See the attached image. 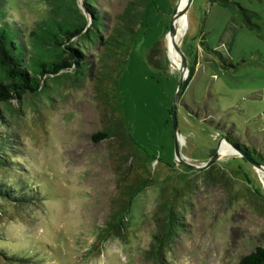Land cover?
<instances>
[{"label":"rangeland","instance_id":"374dc122","mask_svg":"<svg viewBox=\"0 0 264 264\" xmlns=\"http://www.w3.org/2000/svg\"><path fill=\"white\" fill-rule=\"evenodd\" d=\"M130 1L98 0L107 30ZM177 1L155 0L149 7L118 78L122 116L147 154L154 180L132 202L126 239L102 237L117 187L110 144L92 138L102 130L92 80L80 86L65 81L48 97L12 100L10 109L3 108L0 193L7 195L0 196V264H148L143 253L155 232L152 214L164 186L180 190L173 202L183 216L167 264H236L264 244V200L258 196L264 195V171L228 143L201 169L175 159L169 110L180 74L165 44ZM219 1L192 0L175 37L188 70L197 53L196 73L176 101L182 158L197 166L206 164L222 136L264 150V0ZM3 9L23 31L48 13L45 0H5ZM154 45L158 67L149 61ZM89 51L94 62L97 51ZM171 51L181 64L172 44ZM182 111L189 117L182 119ZM21 197L27 201L19 202Z\"/></svg>","mask_w":264,"mask_h":264},{"label":"trees","instance_id":"16d2710c","mask_svg":"<svg viewBox=\"0 0 264 264\" xmlns=\"http://www.w3.org/2000/svg\"><path fill=\"white\" fill-rule=\"evenodd\" d=\"M154 1L128 2L116 23L107 30L105 17L95 7L98 0H84L83 9L79 7L78 0H45L47 16L35 22L28 31H23L6 19L3 9L5 0H0V118L3 108H11L12 100L21 103L48 97L49 91L62 82L80 86L86 78L92 80V91L102 123V130L92 138L95 142L104 140L110 144L109 157L117 187L102 229L103 238L126 239V219L132 202L154 183L146 164L148 156L126 126L117 93L118 78L128 61L132 43ZM219 3L230 5L224 0ZM232 5L236 6L234 2ZM91 47L97 51L94 62L89 58ZM158 56V45H154L149 61L155 67L161 65L157 61ZM196 56L182 83L180 95L195 72ZM220 59L225 62L222 56ZM171 112L172 107L170 115ZM229 141L255 162L264 164V150L251 149L237 140ZM3 150L0 146V164L6 160ZM6 195L0 193L2 197ZM176 196L177 199L181 196L180 190L169 186L161 188V196L152 214L155 232L143 253L148 264H167L168 249L183 227V216L173 202ZM258 196L264 200L262 193ZM18 201L27 200L21 197ZM236 264H264V244L242 256Z\"/></svg>","mask_w":264,"mask_h":264},{"label":"water","instance_id":"95a60500","mask_svg":"<svg viewBox=\"0 0 264 264\" xmlns=\"http://www.w3.org/2000/svg\"><path fill=\"white\" fill-rule=\"evenodd\" d=\"M191 2H192V0H187L182 9H179L178 1L175 3V6H174V8L171 12V16H170L169 30H168L167 35H166V37H168L170 39L171 44L174 45L175 50L177 51V53L179 54V56L181 58V64H180L179 69H178L179 74H180V79H179V82H178V85H177V88H176V91L174 94L172 112H171L175 159L177 162L189 167L190 169H201L203 167H207L213 161L217 160L221 156L220 146L222 144V141H224L230 145V147L234 151V154H237L240 157H242L243 159H245L256 170L263 172L264 171V164L255 162L251 157L246 155L237 146H235L231 141H229V139H227L226 137H223V136L219 138V140L216 144V149L214 151V154L212 156H210L209 160L206 162V164L204 166H197V165L190 164L182 158V154L180 151V141H179L180 133L178 131V124H177V117H176V101H177V97L180 93V88L182 86V83L184 82V80L187 77L188 69L186 67L185 55H184L180 45L178 46L176 44V41H175V37H176L175 20L178 18V16L180 14H183V13L186 14L187 9L190 6Z\"/></svg>","mask_w":264,"mask_h":264},{"label":"bare ground","instance_id":"6f19581e","mask_svg":"<svg viewBox=\"0 0 264 264\" xmlns=\"http://www.w3.org/2000/svg\"><path fill=\"white\" fill-rule=\"evenodd\" d=\"M185 2V0H178V6H179V9H182L183 8V3ZM180 16V15H179ZM179 16L178 18L175 20V26H176V34L178 33V20H179ZM165 48H166V51H167V56H168V59H169V62H170V65L175 68V69H179V66H180V63L174 59L173 55H172V51H171V42H170V39L167 37V41H166V44H165ZM227 146L228 144L226 142H223L220 146V150L221 152L223 151H226L227 149Z\"/></svg>","mask_w":264,"mask_h":264},{"label":"crops","instance_id":"0c3cea01","mask_svg":"<svg viewBox=\"0 0 264 264\" xmlns=\"http://www.w3.org/2000/svg\"><path fill=\"white\" fill-rule=\"evenodd\" d=\"M203 47H204L208 52H210V53H211L210 56L212 55V57L214 58V53H213L212 50L208 49V47H209L208 44L203 45ZM215 59H216V58H214V60H215ZM197 63H198V62L196 61L195 72H194L193 76H194L195 73H196ZM193 76H192V77H193ZM189 82H190V81H189ZM188 84H189V83H188ZM187 86H188V85H187ZM184 98H185V96H184ZM183 102H185V99H183L182 104H183ZM195 104L198 105V103H196V102H195ZM181 113H182V114H181V116H182L181 118H182V119H183L184 117H189L187 114H185V112L182 111ZM189 120H190V121H194V122L196 121V120H193V119H192V120L189 119ZM180 135L182 136V134H180ZM211 140H213V139H211Z\"/></svg>","mask_w":264,"mask_h":264}]
</instances>
